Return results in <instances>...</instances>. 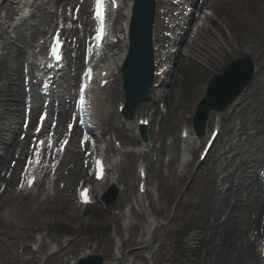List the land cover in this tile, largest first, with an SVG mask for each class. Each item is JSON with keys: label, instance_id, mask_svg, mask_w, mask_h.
Returning <instances> with one entry per match:
<instances>
[{"label": "bare ground", "instance_id": "bare-ground-1", "mask_svg": "<svg viewBox=\"0 0 264 264\" xmlns=\"http://www.w3.org/2000/svg\"><path fill=\"white\" fill-rule=\"evenodd\" d=\"M53 1L36 5V13L28 21L9 29L8 21L35 2L0 0V9L6 12L5 18L0 16V210L8 205L0 212V264L24 260L28 253L26 239L33 241L36 229L42 232L37 245L38 261H42L39 264H65L69 258L65 259L64 255L71 246L92 241L95 250L105 249L111 239L109 225L96 222L105 212L95 205L80 210L74 198L75 186L88 180V157L93 150L89 140L81 141L83 131L74 104V85L84 65L82 57L92 24L88 12L90 0ZM123 1L125 6L116 17L117 23L123 14L126 20L129 16L131 0ZM158 2L162 32L159 34L157 28L154 36L155 45L158 44L156 81L163 72L169 78L161 82L166 84L163 91L153 90L147 102L139 106L140 112H146L152 122L146 148L137 152L121 150V163L114 167V173L120 172L116 181L123 184L117 206L133 200L132 210L136 208L151 216L149 221L129 224L130 229L140 227L142 235L150 231L149 237L134 240L136 243L148 244L159 230L174 242L175 250L164 255L168 264H264L263 224L261 227L264 221V0H186L187 8L176 26L172 20L180 1L177 5L164 0ZM203 4L210 5V17L203 18L199 13ZM71 5L80 7L77 23L66 14L67 6ZM61 17L72 22V27L64 28L63 32L67 39L75 37L77 46L70 50L73 53L67 59L66 70L54 81L58 89L52 88L48 94L38 84L40 70L34 58L43 52V45L36 42L45 39ZM176 29L177 36L167 34ZM229 42L236 47L229 48ZM175 43L179 48L170 53L167 48ZM111 51L105 52V61L113 60L117 83L113 80L104 98L98 84L95 85L90 105L100 128L96 139L107 143L106 152L118 154L119 150L110 145V137L106 139L107 133H116L130 145L138 144V138L133 132L136 126L122 124L118 111L110 108L121 92V55L117 56L114 49ZM244 55L254 62L255 75L224 112H209L211 120L220 125L218 151L206 165L194 200L181 203L187 217L178 221L181 211L175 216L169 207L156 204L160 190L170 188L176 177L188 172L190 160L184 162L183 171H177V163L183 164L184 156L176 126L179 121L188 122L185 111L202 97L210 76ZM167 62H172V66L167 65L166 69ZM106 103L110 106H105ZM41 111L48 116L42 132L53 133L60 139L68 122L74 128L65 136L69 137V145L54 178L46 182L42 177L38 190L29 194L17 188L24 163L32 153L34 126ZM24 116L30 117L25 128ZM187 149L193 154L195 144L188 143ZM139 158L147 168L149 183L157 189L158 198L148 204L134 190V182L139 181L135 172ZM12 159L16 160L15 165L11 164ZM41 173L49 178L50 170L41 167ZM106 212L114 232L121 234V220L128 217ZM93 227L95 232L91 231ZM78 232L79 236L74 235ZM18 246L22 247L20 253L16 251ZM141 253L139 248L136 254ZM110 264H122L121 257H114Z\"/></svg>", "mask_w": 264, "mask_h": 264}, {"label": "rangeland", "instance_id": "rangeland-1", "mask_svg": "<svg viewBox=\"0 0 264 264\" xmlns=\"http://www.w3.org/2000/svg\"><path fill=\"white\" fill-rule=\"evenodd\" d=\"M202 16H204L203 14H202ZM34 19V18H33ZM162 23H160L159 25H161ZM179 30L178 29H176V31L175 32H178ZM162 32V31H161ZM228 47L229 48H233V47H236V45L235 44H231L230 42L228 43ZM173 48L174 49H176L177 48V46H173ZM178 48H179V46H178ZM241 57H243V56H238V58H241ZM238 58H236L234 61H236ZM252 60V59H251ZM230 63V62H229ZM168 66H172V63L170 64V63H168L167 64ZM210 80V79H209ZM209 80H208V82H209ZM208 82L206 83V85H205V90H206V86H207V84H208ZM77 84H78V77H77V79H76V81H75V85H74V89H75V91H76V88H77ZM165 88V87H164ZM163 88V89H164ZM58 89V86L55 84V88H54V90H57ZM205 90H204V93H203V95H202V97L204 96V94H205ZM202 97H200V99L202 98ZM200 99H198V100H196L190 107H189V109H187V111H185V115H186V118L188 119V126L190 127V126H192V121H193V114H194V112H195V108H196V105H197V103L199 102V100ZM123 100V97L122 98H120L119 99V96L117 97V98H115L114 99V101L110 104V105H112V107L111 108H115V103H117L118 101H122ZM110 105H108V106H110ZM228 107V106H227ZM227 107L225 108V109H223V110H219V112H224L226 109H227ZM138 114H142V113H138ZM137 114V115H138ZM180 122V121H179ZM210 125H211V118L209 117V112L207 113V115H206V118H205V122H204V127H203V131H202V134H201V139L203 138V137H205V135H206V133H207V131L209 130V127H210ZM180 126V123L176 126V129H175V131H176V134H177V131H178V127ZM221 136V135H220ZM220 138V137H219ZM204 139V138H203ZM219 140V139H218ZM200 141V140H199ZM199 143V142H198ZM198 147V146H197ZM218 147H219V144H218V141L216 142V145H215V147H214V149H213V151L211 152V155H210V157H209V159L207 160V161H205V163L200 167V170H199V174L197 175V177H195L194 178V180L192 181V183H191V187H190V189H189V192H188V194H187V199L189 200V201H192V200H194V198H195V196H196V192L198 193V191H199V187H200V183H201V180H202V178H203V176H204V171H205V169H206V165L209 163V161H210V159L212 158V156L218 151ZM220 151V150H219ZM11 161H13V159L11 160ZM121 185H123V184H121ZM121 185L120 184H116V188L118 189V188H120L121 187ZM118 193V192H117ZM74 194H75V191H74ZM171 194H173V192H169V191H165V193H163V191H162V193L160 194L161 195V202L163 203V204H165V201H166V198L167 197H169V199H170V195ZM117 199V198H116ZM188 200L187 201H185V202H188ZM115 203H116V201H115ZM6 207H8V205L7 206H4L2 209L4 210V208H6ZM0 210V212H2L3 210ZM106 211V210H105ZM111 211L114 213V212H116L117 211V209H116V206L115 207H113V208H111ZM179 211H181L180 213H179V215L177 216L178 217V221H181V220H183V218L184 217H187V214H186V210H185V207L184 206H182V208H179L178 210H177V214H178V212ZM107 213L108 212H105V216L104 217H102L101 219H97L96 220V222L97 223H107L108 225H109V217H108V215H107ZM184 213V214H183ZM107 215V216H106ZM264 223V221H262V223H261V227H262V224ZM18 229V228H17ZM21 231V230H20ZM91 231H96L95 230V227H93L92 229H91ZM35 234V233H34ZM21 235V234H20ZM26 242L27 243H29L30 241L28 240V239H26ZM156 242H158L157 240L151 245V246H149V247H151V249H153V250H155V243ZM164 243H163V245L161 246V253L163 252V255H165V254H168V253H171V252H173L172 250H173V247H171V245L170 244H173L172 243V241L171 240H169V239H165L164 241H163ZM156 244H158V243H156ZM83 245H85V243L83 244ZM83 245L80 247V246H77V247H74V248H72L71 249V251L70 252H68V256H70V257H73L75 254H77V253H80V251H81V248H83ZM132 248V249H131ZM136 248H137V245L136 244H134V245H132L131 246V241H129V244L124 248V252L126 253V255H127V257H126V260H128L129 259V261L130 260H132V259H135V262H134V264H145V260L143 259V254H142V256L141 255H137V256H135V254L133 253V251H135L136 250ZM131 249V251L129 252V250ZM17 250H22V248L20 247V249L19 248H17ZM98 253H100L103 257H104V263L105 264H108L109 262H110V260L115 256V253L112 251V242L110 241V243H109V245H108V249H106V250H104V251H98ZM161 253H159V255H157V257H156V259H155V261H156V264H163V262L165 261V259L163 258V256L161 255ZM26 259H27V256H26ZM13 260V259H12ZM7 264H11L10 263V261L7 263ZM16 264H31V262H30V260L29 261H26V260H24V261H22L21 263H18V261H16ZM66 264V263H65Z\"/></svg>", "mask_w": 264, "mask_h": 264}, {"label": "water", "instance_id": "water-1", "mask_svg": "<svg viewBox=\"0 0 264 264\" xmlns=\"http://www.w3.org/2000/svg\"><path fill=\"white\" fill-rule=\"evenodd\" d=\"M247 66H246V62H245L243 65L241 75L239 73V75L237 77L234 76L231 79H229L228 78L229 74H228L225 77L224 81H222L221 83H218V81L216 80L211 84V86L209 88L208 96L204 99L202 104L199 106V109H198L199 110V112H198L199 116L204 117L206 114V111L211 106L215 107V108L220 107V106H224L225 104L229 103L233 99V97L241 91V89L247 84V82L249 80V76L251 75V68H250V66H248V68H247ZM246 71H247V73H246ZM221 93H222V97L219 99V101H218L219 103H216L214 101L211 102L213 95L214 96L215 95H221ZM211 96H212V98H211ZM88 260L89 259L83 260L79 264H90V262ZM91 264H100L99 259L97 262H95V260H93Z\"/></svg>", "mask_w": 264, "mask_h": 264}, {"label": "snow or ice", "instance_id": "snow-or-ice-1", "mask_svg": "<svg viewBox=\"0 0 264 264\" xmlns=\"http://www.w3.org/2000/svg\"><path fill=\"white\" fill-rule=\"evenodd\" d=\"M100 3H101V0H97V6H98V11L96 13L97 16H100L101 15V13L99 11V5H100ZM101 38H102V30L100 32H98V35H97V39H101ZM58 48H59V43H58V37H57V45L54 46L53 49H52L53 56L57 60V62H59V60L61 59V56H60L59 51H58ZM42 119H43V117H42ZM69 127H71V125H69ZM37 130L39 131V128ZM40 143H41V145H43V142L42 141ZM32 182L33 181H30L29 182V186H31V183Z\"/></svg>", "mask_w": 264, "mask_h": 264}]
</instances>
